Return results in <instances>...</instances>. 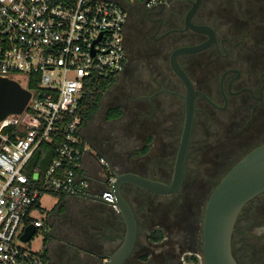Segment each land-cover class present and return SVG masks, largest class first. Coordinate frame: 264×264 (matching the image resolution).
<instances>
[{"label":"flooded vegetation","instance_id":"obj_1","mask_svg":"<svg viewBox=\"0 0 264 264\" xmlns=\"http://www.w3.org/2000/svg\"><path fill=\"white\" fill-rule=\"evenodd\" d=\"M125 49L121 75L142 92L129 101L136 107L128 112V128L146 136L136 153L119 163V173L112 167L117 176L133 173L172 182L187 97L175 67L193 85L195 110L181 189L159 195L123 187L137 223L134 250L123 264H205L204 212L186 213L188 195L198 189L208 200L243 157L264 145V0H169L150 10L139 7L129 16ZM120 111L122 119L126 114ZM159 137L162 144L156 143ZM262 216L264 194L243 209L235 225L231 248L237 264H264V240L255 238L260 229L250 238L248 256L241 251L244 229L259 228ZM105 234L100 244L93 238L85 242L83 257L49 245L48 264H68L64 257L73 264H107L122 244L116 241L119 231ZM96 244L103 247L100 254Z\"/></svg>","mask_w":264,"mask_h":264},{"label":"built area","instance_id":"obj_2","mask_svg":"<svg viewBox=\"0 0 264 264\" xmlns=\"http://www.w3.org/2000/svg\"><path fill=\"white\" fill-rule=\"evenodd\" d=\"M169 0H0V77L30 94L20 115L0 122V264H48L44 251L18 244L33 225L45 238L48 226L31 217L44 194L102 203L119 212L117 174L103 157L104 189L84 170L91 148L82 135L80 102L93 82L117 79L127 54L130 14ZM12 129L10 133H4ZM56 157L30 179L25 168L41 145ZM35 233V234H36Z\"/></svg>","mask_w":264,"mask_h":264},{"label":"water","instance_id":"obj_3","mask_svg":"<svg viewBox=\"0 0 264 264\" xmlns=\"http://www.w3.org/2000/svg\"><path fill=\"white\" fill-rule=\"evenodd\" d=\"M175 71L186 86L187 97L173 180L170 184H165L133 173L117 176L114 192L119 214L126 226V235L122 245L110 256L107 264H123L132 254L137 239L135 213L123 193V187L131 185L159 195H173L183 185L186 155L194 119L195 93L189 78L179 68L175 67ZM30 97L31 94L18 83L0 77V122L8 116L20 115ZM262 194H264V145L243 157L222 179L206 202L202 230L205 264H237L231 248L235 225L243 209ZM35 233L33 225L27 226L20 238L21 242L29 243Z\"/></svg>","mask_w":264,"mask_h":264},{"label":"rangeland","instance_id":"obj_4","mask_svg":"<svg viewBox=\"0 0 264 264\" xmlns=\"http://www.w3.org/2000/svg\"><path fill=\"white\" fill-rule=\"evenodd\" d=\"M129 38L134 41L135 33H133L132 35L130 33ZM116 80L117 81L113 85H111L107 92L104 94L101 109L95 115L93 121L88 123L87 126L82 129V135L86 140L88 139L89 142H91L90 144L93 146V150L96 153L94 151L93 152L107 160L111 164V166L119 173L120 169H122L119 166V163L127 160L125 156L126 154L128 156H131L132 154L136 153V150L143 144L144 137L146 135L141 136L139 130L128 128L129 122L131 120V116L130 114H128V112L131 108L136 107V105L134 104L130 105L129 101H132L135 98H139L142 95V92H140L138 87H136L137 85L132 86L129 76H127L125 79V75H120ZM133 90H135V92ZM139 102L137 103V105H143L141 101ZM114 106L122 107L124 113L126 114L124 118L116 122L110 121L106 118L107 111L114 109ZM156 143L162 144L163 137H159ZM95 169L101 170L98 166H95L94 170ZM205 173H209V171L206 169ZM205 188L202 189V191H204ZM196 192L197 194L188 195L189 205L187 207L186 213H188L189 215H194L198 212L202 215L204 212V206L207 201L206 194H203L198 189L196 190ZM56 202V198L48 194H44L41 199V205L44 210L47 211L53 209L56 205ZM34 217L41 220L46 219L44 212L42 214L41 212L38 213L37 211L34 214ZM185 219L186 217L184 218V220ZM260 222L262 224L259 228L255 229L254 227H246L244 229L243 235L245 243L241 245V251H245L247 256L250 248V238L255 234V230H261L257 232L255 238L260 241L264 240V216L260 218ZM46 243L47 239L43 235H41V233H36L29 243L21 244L18 241V244H20V246L22 245L23 247L36 252L43 251L44 247L47 246Z\"/></svg>","mask_w":264,"mask_h":264},{"label":"crops","instance_id":"obj_5","mask_svg":"<svg viewBox=\"0 0 264 264\" xmlns=\"http://www.w3.org/2000/svg\"><path fill=\"white\" fill-rule=\"evenodd\" d=\"M93 151L92 149L90 154L86 156L83 168L93 181L94 192H100L104 189L103 170L97 160L100 156ZM95 166L100 167L101 170L95 169V171ZM41 199L32 210L31 217H34L37 211L38 213H45L46 219L43 220L48 226L49 238H47V246L44 247L43 251L47 256V260L46 249L52 244L59 245L62 249L70 252L71 255L76 253L77 257H83L86 255V251H83L85 250V242L89 244V239L93 238L96 240V242L94 240L95 243L100 244L99 239L102 234H112L119 231L116 241L119 245L123 243L126 235L124 220L119 212L113 211L109 206L89 200L64 197L63 199L56 198L55 207L47 211L42 207ZM98 244L95 245V249L100 254L103 247ZM71 260L64 257L62 262L73 264Z\"/></svg>","mask_w":264,"mask_h":264},{"label":"trees","instance_id":"obj_6","mask_svg":"<svg viewBox=\"0 0 264 264\" xmlns=\"http://www.w3.org/2000/svg\"><path fill=\"white\" fill-rule=\"evenodd\" d=\"M117 80L110 79L107 82H93L92 83V93H85L80 102V117L82 120L81 128L87 126L88 123L92 122L95 115L101 109L104 94ZM121 107L108 110L106 113V118L108 120H119L122 116L120 111ZM12 129H8L4 133H10ZM56 153L52 146L41 145L40 148L33 155L32 159L25 168V174L32 179V175L39 174L43 175L52 165L55 160ZM53 197L58 199H63L64 196L59 194H51ZM39 203V202H38ZM49 238V234L47 236ZM46 238V239H47ZM48 240V239H47Z\"/></svg>","mask_w":264,"mask_h":264}]
</instances>
